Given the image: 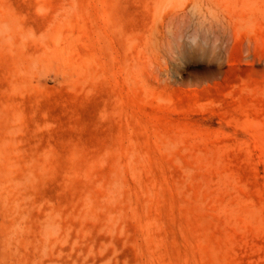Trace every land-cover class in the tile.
Returning a JSON list of instances; mask_svg holds the SVG:
<instances>
[{"label": "rangeland", "instance_id": "374dc122", "mask_svg": "<svg viewBox=\"0 0 264 264\" xmlns=\"http://www.w3.org/2000/svg\"><path fill=\"white\" fill-rule=\"evenodd\" d=\"M0 264H264V0H0Z\"/></svg>", "mask_w": 264, "mask_h": 264}]
</instances>
